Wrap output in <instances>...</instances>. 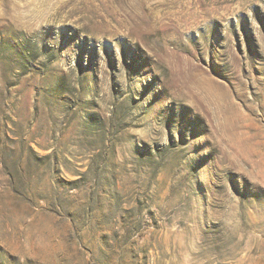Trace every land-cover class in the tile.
I'll return each mask as SVG.
<instances>
[{"label":"rangeland","instance_id":"374dc122","mask_svg":"<svg viewBox=\"0 0 264 264\" xmlns=\"http://www.w3.org/2000/svg\"><path fill=\"white\" fill-rule=\"evenodd\" d=\"M0 264H264V0H0Z\"/></svg>","mask_w":264,"mask_h":264}]
</instances>
